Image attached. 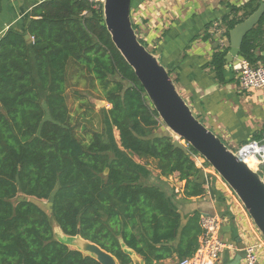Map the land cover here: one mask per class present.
I'll list each match as a JSON object with an SVG mask.
<instances>
[{"label":"trees","instance_id":"trees-1","mask_svg":"<svg viewBox=\"0 0 264 264\" xmlns=\"http://www.w3.org/2000/svg\"><path fill=\"white\" fill-rule=\"evenodd\" d=\"M261 3L230 5L220 20L226 35L230 38V30ZM228 51L229 46L217 45L209 62L220 83L227 82ZM261 51L264 15L245 36L239 56L264 64ZM71 61L100 83L112 79V86L104 87L111 105L105 110L106 133L94 132L88 145L69 126L66 82ZM162 126L111 39L102 3L95 7L87 0H45L36 5L24 30L13 27L0 38V264H101L59 241L55 224L71 236L80 228L84 239L120 264H134L128 250L145 264L191 256L199 243L201 214L195 211L184 222L176 193L166 182L153 181L146 164L156 162L159 179L185 181L186 198L204 195L209 178L194 159L198 152L191 146L188 152L175 147L174 137L161 131ZM246 161L256 165L254 156ZM40 200L50 202L49 211Z\"/></svg>","mask_w":264,"mask_h":264},{"label":"crops","instance_id":"crops-1","mask_svg":"<svg viewBox=\"0 0 264 264\" xmlns=\"http://www.w3.org/2000/svg\"><path fill=\"white\" fill-rule=\"evenodd\" d=\"M43 1L3 0L0 38L10 28L24 30L31 19L32 9ZM247 1L132 0L131 9L132 21L139 37L171 71L180 93L196 116L232 149L250 140H262L264 89L242 90L232 66L225 72L227 82L220 83L209 62L217 45L229 46L226 28L222 26V34L214 33V23L220 22L230 12V5L241 6ZM207 32L212 36L206 38ZM261 52L258 53L264 55V51ZM134 159L138 158L135 156ZM156 173L160 178L157 168ZM205 175L209 178L205 186L206 193L189 198L183 193L185 181L177 182L174 176L159 180L166 182L176 193L175 204L184 222L195 211L224 216L221 237L227 247L221 253L218 264H243L245 252L241 245L255 242L261 234L229 186L214 175ZM178 261L177 255H174L167 263L179 264Z\"/></svg>","mask_w":264,"mask_h":264},{"label":"water","instance_id":"water-1","mask_svg":"<svg viewBox=\"0 0 264 264\" xmlns=\"http://www.w3.org/2000/svg\"><path fill=\"white\" fill-rule=\"evenodd\" d=\"M102 8L105 24L114 45L134 70L162 122L210 164L242 202L264 237V172L261 173L249 166L234 149L196 116L160 57L141 42L132 21V0H102ZM263 15L264 2L247 19L230 30L226 69H230L234 59L240 55L245 36L258 24ZM26 39L30 42L31 36L27 34ZM173 144L188 152L189 147L178 139H174ZM55 225L62 232L61 238L57 237L54 227L55 237L70 248L94 257L101 264H120L113 254L84 239L80 235V228L77 235L71 236L66 235L57 224ZM241 248L244 250L243 245ZM128 251L134 264H145L134 251Z\"/></svg>","mask_w":264,"mask_h":264},{"label":"built area","instance_id":"built-area-1","mask_svg":"<svg viewBox=\"0 0 264 264\" xmlns=\"http://www.w3.org/2000/svg\"><path fill=\"white\" fill-rule=\"evenodd\" d=\"M93 6L98 7L102 0H87ZM214 33L222 34L223 29L220 22L214 23ZM224 45V44H223ZM234 76L242 90H263L264 89V64H252L247 58L238 56L232 63ZM185 146L189 147L188 143ZM235 152L245 161L248 156L256 158V165L252 167L261 173L264 172V132L262 140H250L243 144ZM198 166L202 167L205 174L214 175L222 179L211 167L206 166L205 159L194 155ZM225 217L219 213H203L200 215L201 234L196 251L188 257L179 261V264H218L221 253L227 247L221 237V230ZM243 264H264V237L261 235L255 242L244 246Z\"/></svg>","mask_w":264,"mask_h":264},{"label":"rangeland","instance_id":"rangeland-1","mask_svg":"<svg viewBox=\"0 0 264 264\" xmlns=\"http://www.w3.org/2000/svg\"><path fill=\"white\" fill-rule=\"evenodd\" d=\"M111 81L112 79L107 82L108 84L100 83L94 78V76H92L84 67H82L78 63L74 61H71L69 63L66 82V97L70 110L69 126H71V128L73 129L76 137L85 145L91 143L92 135L94 132L102 134L106 133L107 127L105 118L107 116V113L105 110L110 108L111 105L105 100L104 87L110 88L112 86L110 85ZM161 131H169L174 139H178L182 144L185 145L186 141L174 135L166 126H162ZM113 132L115 140L119 143L118 131L114 129ZM132 156L135 158L134 155ZM146 165H148L149 169L154 173H151L152 180L160 181L156 175V162L153 160H149L147 161ZM230 190L232 191L231 188ZM233 194L235 197H237L234 192ZM237 199L239 205H241V208H243L247 212L238 197ZM174 201L176 203L175 196ZM38 202L44 209L49 211L50 202L48 200H40ZM55 227L57 237L61 238L62 232L56 225Z\"/></svg>","mask_w":264,"mask_h":264},{"label":"bare ground","instance_id":"bare-ground-1","mask_svg":"<svg viewBox=\"0 0 264 264\" xmlns=\"http://www.w3.org/2000/svg\"><path fill=\"white\" fill-rule=\"evenodd\" d=\"M176 138V137H175ZM247 162V161H246ZM249 166L253 167L249 162H247Z\"/></svg>","mask_w":264,"mask_h":264}]
</instances>
